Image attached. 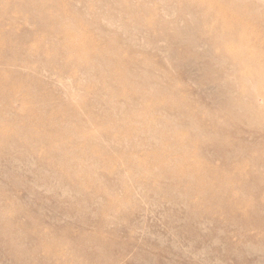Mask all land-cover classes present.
I'll list each match as a JSON object with an SVG mask.
<instances>
[{
  "label": "rangeland",
  "instance_id": "374dc122",
  "mask_svg": "<svg viewBox=\"0 0 264 264\" xmlns=\"http://www.w3.org/2000/svg\"><path fill=\"white\" fill-rule=\"evenodd\" d=\"M0 22V264H264V0Z\"/></svg>",
  "mask_w": 264,
  "mask_h": 264
},
{
  "label": "bare ground",
  "instance_id": "6f19581e",
  "mask_svg": "<svg viewBox=\"0 0 264 264\" xmlns=\"http://www.w3.org/2000/svg\"><path fill=\"white\" fill-rule=\"evenodd\" d=\"M225 3H226V2H225ZM260 18H261V17H260ZM0 23H1V22H0ZM1 32H2V28H1V25H0V35H1ZM0 63H2V62H1V59H0ZM2 76H3V75L0 73V80L3 79Z\"/></svg>",
  "mask_w": 264,
  "mask_h": 264
}]
</instances>
